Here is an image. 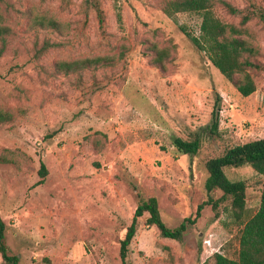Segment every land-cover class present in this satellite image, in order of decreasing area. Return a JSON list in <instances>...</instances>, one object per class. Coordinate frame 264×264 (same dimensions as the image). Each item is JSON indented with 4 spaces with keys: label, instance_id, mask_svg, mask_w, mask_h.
<instances>
[{
    "label": "rangeland",
    "instance_id": "374dc122",
    "mask_svg": "<svg viewBox=\"0 0 264 264\" xmlns=\"http://www.w3.org/2000/svg\"><path fill=\"white\" fill-rule=\"evenodd\" d=\"M169 1L0 0V112L9 116L0 123V217L20 264H123L121 242L143 199L156 197L163 221L176 229L208 199L207 161L264 138V69L248 71L257 90L241 96V76L228 81L187 35L200 36L201 15L170 17ZM222 1L264 12V0L213 7L243 30L264 66V22L242 26ZM98 57L99 65L61 69ZM218 100L213 137L205 128ZM197 134L196 155L174 146ZM225 174L247 184L245 223L260 208L264 177L250 165ZM148 217L138 219L128 264L238 259L243 227L229 200L215 211L206 206L182 242L148 227ZM0 264H8L1 253Z\"/></svg>",
    "mask_w": 264,
    "mask_h": 264
},
{
    "label": "trees",
    "instance_id": "16d2710c",
    "mask_svg": "<svg viewBox=\"0 0 264 264\" xmlns=\"http://www.w3.org/2000/svg\"><path fill=\"white\" fill-rule=\"evenodd\" d=\"M227 11L234 16L241 18V25L245 26L249 21L259 18L264 22V12L258 8L240 9L231 4L221 2ZM97 4V3H96ZM94 4V5H96ZM215 0H171L168 2L165 13L173 16L177 13H194L202 17L200 36L187 34L194 45L204 52L220 73L230 82L235 81V76H241L240 80L235 81V87L243 97H249L256 92L257 86L249 70L263 71L264 66L253 58L257 57L258 51L240 36L243 30L234 25L226 24L215 13L213 7ZM103 21V17L101 16ZM52 23V22H51ZM53 26V25H52ZM3 31H0V35ZM103 58L85 59L72 63H62V71L73 72L81 68H89L92 65L103 63ZM219 100L215 104L212 122L205 129L213 137L219 135ZM9 116L0 112V123L8 121ZM204 129V130H205ZM202 140L197 134L193 140H183L176 138L174 146L179 152L189 155H196L201 149ZM250 165L257 174L264 177V138L257 139L245 144L227 148L218 157L211 158L206 163L209 176L205 183L207 200L199 204L194 218L185 219L179 227L171 229L163 221L159 203L156 197L143 199L135 210L134 219L128 228L124 240L121 242L120 256L123 264H128L127 255L129 246L137 232L138 219L146 213L149 217L146 221L148 227H156L160 235L165 239H172L182 242L189 226L195 225L202 217V212L206 206H211L215 211L220 204L230 201L231 210L235 220L242 225L240 234V248L238 259H231L221 254H215L205 263L200 264H264V182L262 186L261 205L258 212L245 223L243 216L247 204V184L245 181L232 182L226 174L225 169L240 168ZM47 174V169L42 163L40 175L42 180ZM223 195L216 200V193ZM219 217V213L216 214ZM6 225L0 217V253L2 259L8 264H20L19 257L9 255L8 247L5 243ZM198 252L201 246L198 245Z\"/></svg>",
    "mask_w": 264,
    "mask_h": 264
},
{
    "label": "built area",
    "instance_id": "2783aa9c",
    "mask_svg": "<svg viewBox=\"0 0 264 264\" xmlns=\"http://www.w3.org/2000/svg\"><path fill=\"white\" fill-rule=\"evenodd\" d=\"M205 242L208 244V246H211V245H210V242H211L210 240H206ZM212 251H213V250H212ZM212 254H213V252H212ZM212 254H211V255H212Z\"/></svg>",
    "mask_w": 264,
    "mask_h": 264
},
{
    "label": "crops",
    "instance_id": "0c3cea01",
    "mask_svg": "<svg viewBox=\"0 0 264 264\" xmlns=\"http://www.w3.org/2000/svg\"><path fill=\"white\" fill-rule=\"evenodd\" d=\"M180 160H182V159H180ZM154 228V227H153Z\"/></svg>",
    "mask_w": 264,
    "mask_h": 264
}]
</instances>
